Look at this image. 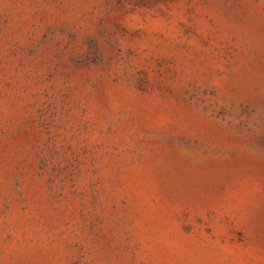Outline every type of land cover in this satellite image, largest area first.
I'll return each instance as SVG.
<instances>
[{
    "label": "rangeland",
    "instance_id": "obj_1",
    "mask_svg": "<svg viewBox=\"0 0 264 264\" xmlns=\"http://www.w3.org/2000/svg\"><path fill=\"white\" fill-rule=\"evenodd\" d=\"M0 264H264V0H0Z\"/></svg>",
    "mask_w": 264,
    "mask_h": 264
}]
</instances>
